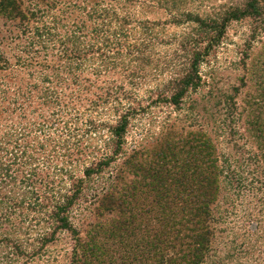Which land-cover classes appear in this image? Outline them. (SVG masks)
<instances>
[{
	"label": "trees",
	"instance_id": "16d2710c",
	"mask_svg": "<svg viewBox=\"0 0 264 264\" xmlns=\"http://www.w3.org/2000/svg\"><path fill=\"white\" fill-rule=\"evenodd\" d=\"M0 16V264H264V152L220 153L238 88L202 73L240 25L231 69L246 83L264 0H0ZM204 92L213 129L197 110ZM155 110L168 113L160 132L129 141ZM245 196L258 217L237 225ZM150 197L160 226L143 237L135 213ZM92 207L119 216L84 230L76 219ZM182 233L174 260L164 250Z\"/></svg>",
	"mask_w": 264,
	"mask_h": 264
},
{
	"label": "rangeland",
	"instance_id": "374dc122",
	"mask_svg": "<svg viewBox=\"0 0 264 264\" xmlns=\"http://www.w3.org/2000/svg\"><path fill=\"white\" fill-rule=\"evenodd\" d=\"M138 18L141 20H151V21H164L167 16L162 11L159 12H145L141 8H138ZM235 30L231 31L232 35L228 43L223 46L218 53L217 62L212 64L211 66H204L202 69V73L204 75H210L213 71H219L221 75H219L218 80L220 81L219 87L226 88L229 84H234L238 88L237 92V116L235 121V129L236 132L231 137L229 143H227V135L220 131L215 130L217 133V139L219 141V149L222 155H229L232 157H246L245 152H259V150L264 152V41L263 44L258 43L254 46V56L250 61L251 68L250 73L245 74L246 83L241 82V78L244 76V72L234 71L231 69V64L237 60L239 57V46L243 43V33L245 29H243L240 25L234 27ZM10 29L9 22L0 16V41L7 37V31ZM165 29V31H164ZM159 31H164L169 36L180 34L181 30L176 29L168 25L167 27H163L159 29ZM8 47V46H6ZM163 51V48H159ZM1 68V67H0ZM7 72L0 70V78L6 76ZM254 75H253V74ZM258 75H255V74ZM203 94L202 100H200L199 105L197 106V110L203 116V123L204 121L206 124L210 125V129H213L211 122L213 119L210 117V99ZM199 99H201L199 97ZM201 107L205 109V111H201ZM208 110V111H207ZM168 117V113L166 110H155V113H150L149 117H140L136 121V127H134V131L129 137L128 140L132 142H139L141 139L147 138V135L158 134L161 130V126L165 119ZM178 117V115H173V121ZM149 118V119H148ZM172 121V122H173ZM214 121V120H213ZM201 123V124H203ZM177 125L181 127L185 125L189 127V123H184V121H178ZM204 130L207 131V125L203 127ZM140 136V137H137ZM226 137V138H225ZM134 139V140H132ZM132 177V176H131ZM132 179V178H130ZM132 188V187H131ZM261 197V195H260ZM156 199L150 197L145 200H140V205L138 212L135 213L137 218L138 226L140 229H135L137 234H141L143 237L148 233L151 237L155 231L159 229L160 223L155 218L158 215V210L156 206ZM257 201H255L252 197H244L241 200L240 205L238 206L237 214L232 216L233 223L239 225L243 219L242 216L244 212L251 211V214L257 215V211L253 210L254 207L257 205ZM227 207L221 206V209H225ZM97 208V206H96ZM152 210L149 215H146L148 210ZM91 211V208L89 209ZM98 211H94L92 207V214L83 212V216L81 218H77L76 222L83 220L85 224L82 225L83 229L86 230L88 224H97V223H104L111 221L119 216V214L115 213L114 215H108L101 213L103 217L98 218L97 214ZM129 215V214H128ZM261 215V213H260ZM263 221H264V214ZM180 228V226H177ZM190 234H180V241H172L168 244V247H165V254L169 255L174 260L181 258L182 251H185L187 245L190 244V240L187 239V236ZM186 237L185 240L182 238ZM176 238V236H175ZM103 239V238H102ZM188 253V252H184ZM145 261L143 262V264ZM59 264H66L65 260L62 258L60 259ZM147 264H153L151 261H148ZM158 264V263H156Z\"/></svg>",
	"mask_w": 264,
	"mask_h": 264
}]
</instances>
